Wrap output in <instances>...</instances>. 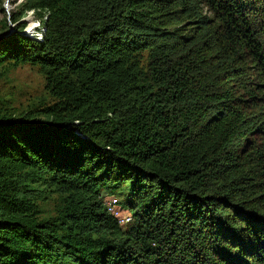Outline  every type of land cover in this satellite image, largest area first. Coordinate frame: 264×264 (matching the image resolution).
Segmentation results:
<instances>
[{
  "label": "trees",
  "instance_id": "trees-1",
  "mask_svg": "<svg viewBox=\"0 0 264 264\" xmlns=\"http://www.w3.org/2000/svg\"><path fill=\"white\" fill-rule=\"evenodd\" d=\"M30 10L42 40L23 32ZM9 15L0 77L37 66L49 100L0 94V264H264V0ZM117 187L124 226L101 195Z\"/></svg>",
  "mask_w": 264,
  "mask_h": 264
},
{
  "label": "rangeland",
  "instance_id": "rangeland-1",
  "mask_svg": "<svg viewBox=\"0 0 264 264\" xmlns=\"http://www.w3.org/2000/svg\"><path fill=\"white\" fill-rule=\"evenodd\" d=\"M23 0H0L4 13L0 10V20L5 16H10V12L18 10ZM22 20L26 23L23 30L26 35L32 36L33 32L36 31L35 26L38 25L40 19L34 14L32 10L27 11ZM14 24H9L8 28H13ZM39 23V29L41 27ZM37 29V30H39ZM0 94L7 99H10L16 106L21 105L25 107L29 104H40V100L47 99L49 96L44 89V78L41 70L37 66L24 64L17 66L14 69L9 70L8 74L2 78L0 77ZM40 107V105H39ZM125 188L117 187L111 191L101 192L104 200L110 197H116L120 202L125 197ZM55 195H51L50 198L43 205L44 211L51 215L55 213ZM41 264H59L53 260L44 261Z\"/></svg>",
  "mask_w": 264,
  "mask_h": 264
},
{
  "label": "built area",
  "instance_id": "built-area-1",
  "mask_svg": "<svg viewBox=\"0 0 264 264\" xmlns=\"http://www.w3.org/2000/svg\"><path fill=\"white\" fill-rule=\"evenodd\" d=\"M39 29V23L35 26ZM44 28L40 27L39 30L34 31L31 37L37 40H42ZM104 205L108 213H110L117 221L118 225L124 226L132 219L131 213L123 208L116 197H110L104 200Z\"/></svg>",
  "mask_w": 264,
  "mask_h": 264
},
{
  "label": "water",
  "instance_id": "water-1",
  "mask_svg": "<svg viewBox=\"0 0 264 264\" xmlns=\"http://www.w3.org/2000/svg\"><path fill=\"white\" fill-rule=\"evenodd\" d=\"M12 27H10L9 28V30H8V32L6 33V34H8V33H10L11 31H12V29H11Z\"/></svg>",
  "mask_w": 264,
  "mask_h": 264
},
{
  "label": "bare ground",
  "instance_id": "bare-ground-1",
  "mask_svg": "<svg viewBox=\"0 0 264 264\" xmlns=\"http://www.w3.org/2000/svg\"><path fill=\"white\" fill-rule=\"evenodd\" d=\"M36 29V28H35ZM36 31H37V29H36Z\"/></svg>",
  "mask_w": 264,
  "mask_h": 264
}]
</instances>
